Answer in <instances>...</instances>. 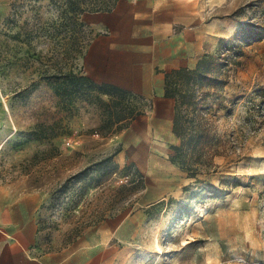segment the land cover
<instances>
[{
	"label": "rangeland",
	"instance_id": "374dc122",
	"mask_svg": "<svg viewBox=\"0 0 264 264\" xmlns=\"http://www.w3.org/2000/svg\"><path fill=\"white\" fill-rule=\"evenodd\" d=\"M198 1L207 20L234 24L235 33L222 38L243 32L247 41L221 83L210 85L216 93L208 116L220 154L217 167L200 175L203 182L171 161L170 146L180 139L172 124L158 125V99L138 100L144 113L108 136L97 132V105L82 102L69 113L37 70L40 54L55 62L60 53L52 35L55 6L0 0V183L41 193L42 240L49 247L120 216L123 239L106 245L121 250L109 253L107 264H264V57L257 50L264 0ZM95 14H83L85 48L95 34L109 32L95 28ZM25 29L31 30L29 55ZM71 63L84 70V54L65 67ZM40 122H57L62 134L28 137ZM85 169L89 175L80 178ZM208 185L225 195L209 196Z\"/></svg>",
	"mask_w": 264,
	"mask_h": 264
},
{
	"label": "crops",
	"instance_id": "0c3cea01",
	"mask_svg": "<svg viewBox=\"0 0 264 264\" xmlns=\"http://www.w3.org/2000/svg\"><path fill=\"white\" fill-rule=\"evenodd\" d=\"M198 0H119L112 11L96 12L95 34L84 52V71L99 83H110L159 100L158 125L169 127L174 100L164 96L165 72L194 67L205 53L215 52L234 24L207 20ZM264 57V39L257 45ZM42 195L0 183V264H107V255L121 250L107 246L123 239L126 219L107 217L61 247L42 240L39 210Z\"/></svg>",
	"mask_w": 264,
	"mask_h": 264
},
{
	"label": "trees",
	"instance_id": "16d2710c",
	"mask_svg": "<svg viewBox=\"0 0 264 264\" xmlns=\"http://www.w3.org/2000/svg\"><path fill=\"white\" fill-rule=\"evenodd\" d=\"M50 1L57 11V17L51 24L54 31L52 35L59 44L60 53L58 57L57 54L53 57L55 62L46 59L45 55H39L40 65L37 68L39 79L52 87L69 113L82 102L97 105L102 111L98 133L108 136L124 130L144 113L137 102L146 98L115 84L99 83L83 68H77L73 63L69 68L65 67L69 61L75 62L86 49L82 38L88 25L83 19V14L112 11L119 0ZM29 31L31 30L25 29L24 32L28 55L32 45ZM16 37H19V34ZM245 43L247 41L243 32L233 38H222L219 49L205 53L194 67L182 66L165 72L164 96L174 100L172 130L180 139L179 144L170 146V159L186 171L188 177L195 178L196 182H203L200 175L217 167L215 157L220 154L217 129L208 116L212 109L211 99L216 93L210 85L221 83L222 75L228 68L231 58L243 56ZM239 63L240 61H235L236 65ZM61 134L57 122L51 124L40 122L27 135L37 140H46ZM55 150L60 153L59 148L56 147ZM39 153L41 151L33 158L38 157ZM113 155L109 158L111 159ZM80 175L82 176L80 178H85L89 171L85 169ZM207 188L209 196L221 198L225 195L222 188L208 185L203 187V190Z\"/></svg>",
	"mask_w": 264,
	"mask_h": 264
}]
</instances>
